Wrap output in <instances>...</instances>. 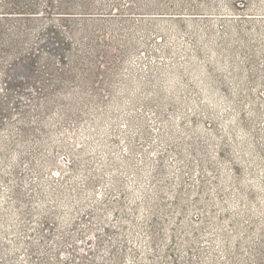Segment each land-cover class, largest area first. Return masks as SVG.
Listing matches in <instances>:
<instances>
[{
	"label": "rangeland",
	"instance_id": "374dc122",
	"mask_svg": "<svg viewBox=\"0 0 264 264\" xmlns=\"http://www.w3.org/2000/svg\"><path fill=\"white\" fill-rule=\"evenodd\" d=\"M0 264H264V0H0Z\"/></svg>",
	"mask_w": 264,
	"mask_h": 264
}]
</instances>
